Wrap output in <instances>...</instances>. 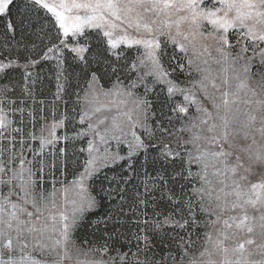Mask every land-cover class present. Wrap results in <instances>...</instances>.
<instances>
[{"label": "snow or ice", "instance_id": "6c2138e0", "mask_svg": "<svg viewBox=\"0 0 264 264\" xmlns=\"http://www.w3.org/2000/svg\"><path fill=\"white\" fill-rule=\"evenodd\" d=\"M41 61L87 121L63 139H92L58 181L44 152L65 120L37 150L0 107V264H264V0H0V78Z\"/></svg>", "mask_w": 264, "mask_h": 264}, {"label": "rangeland", "instance_id": "374dc122", "mask_svg": "<svg viewBox=\"0 0 264 264\" xmlns=\"http://www.w3.org/2000/svg\"><path fill=\"white\" fill-rule=\"evenodd\" d=\"M169 51L171 52V49H169ZM213 54L215 55V53ZM42 62L43 61L32 69L31 75L28 79H25L19 70H17L19 73L17 72L11 80L0 78V100H4V103L0 105V107L4 108L8 119L12 122L11 129H23V135L26 143L32 145L37 150L39 149L41 128H48L61 119L65 120V126L57 127L55 129L56 135L60 137V139L54 144L46 146L44 158L49 162V164H51L54 158L56 159L57 167L55 175L58 181H71L73 173L79 169L83 159L87 155L86 151L81 153L79 149L81 147L87 149V141L92 139V135L88 134L82 138L76 139L74 144L63 139L65 136H74V130H86L87 121H85L84 125L79 123L80 107L76 102L74 88H69L66 92L61 93L60 98H57V79L55 71L51 70L54 61H48V65H44ZM211 67L214 71L217 69L215 64L211 65ZM253 71H255V69H253ZM5 88L8 89L6 97L2 94V90ZM150 98L155 99L154 96H150ZM73 109H75V111H73ZM176 124L179 126V121H176ZM11 129L9 131H11ZM136 131L138 133L140 132L139 129ZM30 132L35 133L37 139H31L29 136ZM12 135L17 139L20 137V133L12 132ZM44 135H47V131L44 132ZM179 135L180 133H177V136ZM0 143H3L5 147L8 145V141L6 139L0 141ZM66 146L68 148L67 168L65 170L66 176H62L61 160L63 157H61L59 149ZM173 146L175 147V144ZM16 147L19 148V144H17ZM99 147L100 150L103 151L105 145L100 144ZM107 147L113 152L124 148L123 145H117L114 140L110 141ZM124 150L126 151V149ZM53 154H55V156ZM26 155L29 159L32 158V154L30 152L26 151ZM195 170L196 169L194 167L193 171ZM146 171V175L142 173L132 181V184L128 185L129 196L133 191V185H139L141 181L145 180L151 183V178L154 177L156 173L153 171L151 166H149ZM49 172L50 169L46 168L45 186L48 188L51 187L50 181L52 179ZM105 175H113V170L104 169L98 179L90 181L92 184L91 194L97 197V199L101 202V206L98 212L89 215V220L85 222L84 227L81 229L82 233H86L89 236L96 232V229L91 226V222L98 220L112 207V203L107 200L104 193L101 191V186L107 187L108 185ZM141 191H143L142 188ZM157 195H159V193H157ZM149 211H151V209ZM99 227L101 230L103 229L102 224L99 225ZM200 231H203V229ZM97 235H99V233H97ZM199 243L200 242L197 243L196 247H199Z\"/></svg>", "mask_w": 264, "mask_h": 264}, {"label": "trees", "instance_id": "16d2710c", "mask_svg": "<svg viewBox=\"0 0 264 264\" xmlns=\"http://www.w3.org/2000/svg\"><path fill=\"white\" fill-rule=\"evenodd\" d=\"M42 64H44V65H48L49 63H48V61H43ZM17 72H18V71H17ZM18 73H19V72H18Z\"/></svg>", "mask_w": 264, "mask_h": 264}]
</instances>
